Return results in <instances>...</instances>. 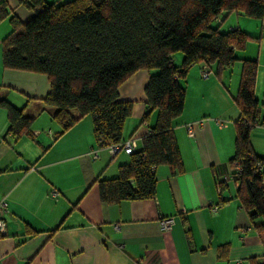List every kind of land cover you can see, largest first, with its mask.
<instances>
[{
  "label": "crops",
  "instance_id": "0c3cea01",
  "mask_svg": "<svg viewBox=\"0 0 264 264\" xmlns=\"http://www.w3.org/2000/svg\"><path fill=\"white\" fill-rule=\"evenodd\" d=\"M2 1L8 13L0 14V97L22 108L32 122L29 132L13 133L9 111L0 107V199L5 198L8 209L0 214L6 223L0 264H264V232L256 229L261 219H250L234 180L224 182L218 192L235 153L237 94L248 60L255 62L253 92L258 101V124L250 128L249 140L252 151L264 157V15L257 19L222 13L221 30L238 28L251 38L218 72L210 64L213 73L204 78L200 64H193L179 79L184 107L172 126L182 170L172 173L168 165H158L152 197L106 203L99 181L117 177L130 154L119 151L110 157L88 114L58 133L52 108L41 100L49 91L47 76L2 63L9 16L25 22L33 11L17 0ZM172 60L180 66L183 54L176 52ZM149 72L136 71L118 88L120 99L133 102L121 140L134 136L140 146L157 115L153 109L143 119ZM71 113L77 116L75 110ZM166 216L174 219L169 232L159 225Z\"/></svg>",
  "mask_w": 264,
  "mask_h": 264
},
{
  "label": "trees",
  "instance_id": "16d2710c",
  "mask_svg": "<svg viewBox=\"0 0 264 264\" xmlns=\"http://www.w3.org/2000/svg\"><path fill=\"white\" fill-rule=\"evenodd\" d=\"M33 11L22 22L9 16L11 31L2 40L4 68L45 74L48 93L41 100L53 110L52 117L63 132L84 115L93 120L100 144L121 141L122 127L133 102L122 100L118 88L138 70H148L144 87L148 111L156 120L143 140L122 165L119 175L99 181L103 202L150 198L155 193L154 168L161 164L172 173L182 161L172 120L184 107L185 89L179 79L191 65L215 63V71L235 60L249 34L238 29L221 30L222 13L264 15V0H17ZM7 15L6 3L0 14ZM224 18V17H223ZM183 54L180 66L172 57ZM155 70V72H151ZM255 62L245 61L237 94L240 108L235 140L239 171L233 170L236 195L252 221L264 232V157L250 146L249 130L258 124V101L254 97ZM8 109L10 130L30 131L32 117L0 97ZM75 110L77 116L71 111ZM224 182H219L222 190ZM250 264H257L252 261Z\"/></svg>",
  "mask_w": 264,
  "mask_h": 264
},
{
  "label": "built area",
  "instance_id": "2783aa9c",
  "mask_svg": "<svg viewBox=\"0 0 264 264\" xmlns=\"http://www.w3.org/2000/svg\"><path fill=\"white\" fill-rule=\"evenodd\" d=\"M200 72H201L202 77L207 78L213 73V70L210 67V65H208L207 63H202L200 67ZM187 132H188V136L190 137L194 135L193 128L190 123L187 124ZM104 146L107 148V151L109 152L110 157H113L119 151H123L125 153L133 152L136 148H138L139 141L137 137L132 136V137H129L128 139L121 140L116 143L107 142L106 144H104ZM233 170L234 171L240 170V166L237 161H234L231 164L230 170L223 177V182L228 183L229 181L234 180ZM218 192H221L220 186H218ZM53 194H55V192H53ZM216 208L217 206H214L213 210H215ZM6 212H8L7 201L5 200V198H2L0 199V214L3 215ZM173 224H174V219L172 216L161 217L159 219L160 228L164 232H169ZM5 229H6L5 219L3 217H0V235L5 233Z\"/></svg>",
  "mask_w": 264,
  "mask_h": 264
},
{
  "label": "rangeland",
  "instance_id": "374dc122",
  "mask_svg": "<svg viewBox=\"0 0 264 264\" xmlns=\"http://www.w3.org/2000/svg\"><path fill=\"white\" fill-rule=\"evenodd\" d=\"M224 28V27H223Z\"/></svg>",
  "mask_w": 264,
  "mask_h": 264
}]
</instances>
